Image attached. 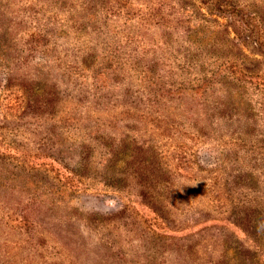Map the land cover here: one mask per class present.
<instances>
[{
  "label": "rangeland",
  "instance_id": "1",
  "mask_svg": "<svg viewBox=\"0 0 264 264\" xmlns=\"http://www.w3.org/2000/svg\"><path fill=\"white\" fill-rule=\"evenodd\" d=\"M0 264H264V0H0Z\"/></svg>",
  "mask_w": 264,
  "mask_h": 264
}]
</instances>
